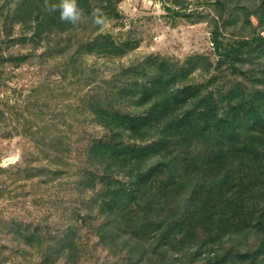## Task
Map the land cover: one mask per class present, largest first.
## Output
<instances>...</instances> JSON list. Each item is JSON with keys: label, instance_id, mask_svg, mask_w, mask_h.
Instances as JSON below:
<instances>
[{"label": "trees", "instance_id": "16d2710c", "mask_svg": "<svg viewBox=\"0 0 264 264\" xmlns=\"http://www.w3.org/2000/svg\"><path fill=\"white\" fill-rule=\"evenodd\" d=\"M15 1L0 6V89L8 67L34 58L19 46L43 48L42 59L63 55L84 30L78 57L112 60L136 48L134 38L96 33L120 17L115 0H77L76 25L45 0ZM202 3L217 11L211 43L228 80L219 97L190 83L195 67L157 57L104 84L88 77L92 90L73 112L58 113L50 94L26 110L34 118L23 128L44 163L20 168L14 181L37 178L76 198H60L54 231L52 222L2 221L0 264H84L98 247L108 254L103 264H264V0H175L166 10L197 24ZM73 66L76 78L82 64ZM8 113L0 109V136H11ZM79 116L101 131L76 123Z\"/></svg>", "mask_w": 264, "mask_h": 264}, {"label": "rangeland", "instance_id": "374dc122", "mask_svg": "<svg viewBox=\"0 0 264 264\" xmlns=\"http://www.w3.org/2000/svg\"><path fill=\"white\" fill-rule=\"evenodd\" d=\"M3 1L0 0V6ZM174 1L115 0L113 2L120 17L108 20L96 33H110L115 39L123 41L134 38L137 41L136 48L121 58L109 60L94 55L81 57L75 55L78 42L84 41L87 37V32L84 30L76 32V36L72 34L74 38H71V35L63 38L66 41L70 37L75 45L71 51L63 55H57L55 52V54L50 53L51 57L42 59L40 55L44 49L34 50L30 44L19 46L14 50L20 54H34V58L18 69L8 67L5 74L8 80L0 89V109L9 111L7 122L11 134L10 137L0 136V223L19 217L29 221L52 222L50 230L54 231L53 225L63 216L64 206L61 205L60 200L68 199L67 195L73 194L66 187L41 185L37 178L29 181H14L15 174L20 168L37 167L44 163L29 139V131L23 128L24 122L32 121L34 118L30 116L29 111L36 109V105L32 104L38 97H47L50 94L52 106L55 107L58 103L55 107L58 113L60 110L65 113L73 112L74 107L81 105L83 95L92 90V82L86 84L88 77L96 84H104L113 81L123 69L157 57L180 67H195L189 76L190 83L199 85L204 91L213 92L219 97L225 90L228 82L225 76L227 73L223 74L217 70L219 59L211 43L212 19L217 14L216 9L203 6L202 3L197 10L206 18L201 23L192 24L189 19L176 17L166 10V7H175ZM178 1L182 5L187 2V0ZM15 2L10 0V6L14 7ZM190 8L194 9V5ZM240 18H243L242 14ZM251 21L255 26L258 25L256 18L251 17ZM18 30L19 27L16 28L17 32ZM228 33L231 31L228 30ZM73 62L75 65L82 64L79 72H76L79 79L73 77L75 72ZM66 65L71 69L68 74L64 72ZM75 79L78 80L77 83L73 82L76 81ZM77 119L76 123L84 125L94 134L101 131L94 123L84 122L83 116ZM81 131L82 128H75L74 135L72 134L74 138H77V133ZM76 156L77 153L73 152L72 159ZM72 198L76 197L73 195ZM92 253L94 256L84 264H103L108 260L107 252L100 247L97 250L93 249Z\"/></svg>", "mask_w": 264, "mask_h": 264}, {"label": "clouds", "instance_id": "9594fccd", "mask_svg": "<svg viewBox=\"0 0 264 264\" xmlns=\"http://www.w3.org/2000/svg\"><path fill=\"white\" fill-rule=\"evenodd\" d=\"M44 7L49 12L58 11L61 21L76 25L82 19L83 12L77 4V0H59L58 3L50 4L45 0ZM100 21L98 20L97 23Z\"/></svg>", "mask_w": 264, "mask_h": 264}]
</instances>
